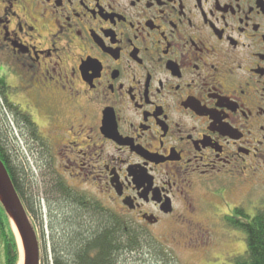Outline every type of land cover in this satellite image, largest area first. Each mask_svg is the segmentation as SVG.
Listing matches in <instances>:
<instances>
[{"label":"flooded vegetation","instance_id":"flooded-vegetation-1","mask_svg":"<svg viewBox=\"0 0 264 264\" xmlns=\"http://www.w3.org/2000/svg\"><path fill=\"white\" fill-rule=\"evenodd\" d=\"M0 81L28 162L85 205L189 237L264 192V0H0Z\"/></svg>","mask_w":264,"mask_h":264},{"label":"trees","instance_id":"trees-1","mask_svg":"<svg viewBox=\"0 0 264 264\" xmlns=\"http://www.w3.org/2000/svg\"><path fill=\"white\" fill-rule=\"evenodd\" d=\"M18 116H21L20 110L7 103L5 90L0 87V159L11 176L36 232L35 224L41 221L39 218L45 206L40 204L37 197L39 194L46 196L50 209L51 262L48 260L50 241L45 236L43 222L40 227L44 233L42 251L47 257V264H121L123 258L128 264L127 256L133 257L132 264H166L170 260L167 250L145 228L136 226L128 217L120 219L114 212L101 207L99 210L96 205H85L76 200L62 184L52 186L48 183L47 188L50 190L46 192L36 173L29 170L30 164L21 148V141L16 138L13 123L20 133L26 131ZM23 120L29 122L27 118ZM257 211V215L251 218L243 207H238L234 216L225 219L229 227L243 231L246 236V251L234 258V264H264V210ZM38 212H41V216ZM31 213L35 214L34 219ZM144 241L149 247L148 253L144 252ZM19 262L17 237L10 217L0 202V264Z\"/></svg>","mask_w":264,"mask_h":264},{"label":"rangeland","instance_id":"rangeland-1","mask_svg":"<svg viewBox=\"0 0 264 264\" xmlns=\"http://www.w3.org/2000/svg\"><path fill=\"white\" fill-rule=\"evenodd\" d=\"M41 83L43 85H48L47 81H41ZM35 89V86L30 84H27L24 87H21L20 85L18 88H15L12 91V95L10 94V98L13 103L16 104L22 111H31L36 117H43L42 109L38 106L36 100L33 99V96L29 93L31 91H35ZM55 98L60 100V97L56 96ZM20 145L21 147H23L24 144L20 143ZM53 151H55L54 148ZM29 163L31 164V166H34L37 179L42 182V187H44L46 192H48L50 189L47 188V184L49 183V180L52 179V177L47 174V170L46 173H43V175L40 171H38V161L36 157L31 158V162ZM29 170L32 169L29 168ZM27 175L29 176L30 172H28ZM250 195L251 194L248 193V197ZM262 195L264 196L263 189H256L253 196L249 197L248 205H243V199L246 197H241L239 192L231 194L230 197H228V200L231 201L232 204H235L230 206L234 208L243 207L248 217L253 218L255 215H257V210H264V205H253L255 204L254 202H261L264 200V197H260ZM43 196L44 198L46 197L45 195ZM43 205L45 206L43 207L42 216L41 212H38L42 217L39 218L41 219V221L38 220L39 223H37L34 220V222H36L35 225L37 227L38 237L40 239L41 245L42 243H44V233L42 232L40 225L42 224V222L44 223L43 227L45 228V236L47 240L50 241L48 243V260L49 262H51L52 254L50 253V251L52 250V242L50 238L51 230L49 222L50 209L47 205V202L43 203ZM217 206H220L219 208H222L220 214L224 216L223 214L226 211V205ZM107 210L115 213L111 205H107ZM203 211L198 216H195L194 219L198 224V229L193 231L196 236H192L191 234L188 237L186 226L181 223H166L160 227L153 228L143 226L139 223H135V225L145 228L147 232L153 237V239H155L156 242H158L167 250V253L170 256V260H168L166 264H234V258L242 255L246 251V236L244 232L241 230L232 229L227 225L226 220H219L217 217L211 218V215L207 211ZM233 213V208H229L226 215L231 216L233 215ZM30 215L31 218L34 219L35 214L31 213ZM208 218L213 219L210 220L213 225H210V221L208 220ZM144 247L146 248L144 252L148 253L149 247L147 246L145 241ZM43 253L44 251L41 252V263L47 264V257H45ZM136 257L138 258V256ZM123 260L124 262H122L121 264H127L125 262V258H123ZM127 260L129 261L128 264H132L133 257L127 256Z\"/></svg>","mask_w":264,"mask_h":264},{"label":"water","instance_id":"water-1","mask_svg":"<svg viewBox=\"0 0 264 264\" xmlns=\"http://www.w3.org/2000/svg\"><path fill=\"white\" fill-rule=\"evenodd\" d=\"M0 202L10 217L17 237L20 251V262L22 252L18 235H20L24 250L23 264H41V246L37 232L32 225L29 214L13 184L11 176L1 159Z\"/></svg>","mask_w":264,"mask_h":264},{"label":"bare ground","instance_id":"bare-ground-1","mask_svg":"<svg viewBox=\"0 0 264 264\" xmlns=\"http://www.w3.org/2000/svg\"><path fill=\"white\" fill-rule=\"evenodd\" d=\"M18 239H19V242H20V247H21V252H22L20 264H23L24 263V250H23V245H22V241H21L20 235H18Z\"/></svg>","mask_w":264,"mask_h":264}]
</instances>
